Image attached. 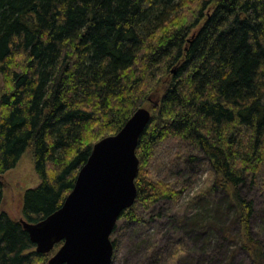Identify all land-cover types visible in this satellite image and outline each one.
Returning a JSON list of instances; mask_svg holds the SVG:
<instances>
[{"label":"trees","instance_id":"trees-1","mask_svg":"<svg viewBox=\"0 0 264 264\" xmlns=\"http://www.w3.org/2000/svg\"><path fill=\"white\" fill-rule=\"evenodd\" d=\"M0 77V178L32 147L40 179L24 193L25 221L57 211L92 147L152 102L136 200L119 218L178 198L142 175L156 145L178 139L209 164L211 192L244 213V249L264 264L239 196L264 166V0H0ZM47 258L0 210V264Z\"/></svg>","mask_w":264,"mask_h":264},{"label":"rangeland","instance_id":"rangeland-1","mask_svg":"<svg viewBox=\"0 0 264 264\" xmlns=\"http://www.w3.org/2000/svg\"><path fill=\"white\" fill-rule=\"evenodd\" d=\"M189 13L185 17H191ZM143 108L157 116L152 102ZM152 153L143 179L168 186L178 198L159 201L149 209L137 208L133 222L119 218L110 236L115 246L111 264H251L242 241L244 213L237 210L227 192L217 186L211 192L214 176L203 156L191 160L189 155L197 153L172 138L160 142ZM0 184L1 212L13 221L23 219L24 193L40 184L32 147L2 175ZM239 196L250 203L249 231L264 249V166L255 184L246 180L239 187ZM196 214H201L199 221ZM61 246L57 244L47 254L45 264Z\"/></svg>","mask_w":264,"mask_h":264},{"label":"water","instance_id":"water-1","mask_svg":"<svg viewBox=\"0 0 264 264\" xmlns=\"http://www.w3.org/2000/svg\"><path fill=\"white\" fill-rule=\"evenodd\" d=\"M150 116L139 108L116 135L93 146L57 211L37 223L19 220L37 253L48 254L62 243L47 264L112 263L110 236L121 213L135 203V150Z\"/></svg>","mask_w":264,"mask_h":264}]
</instances>
